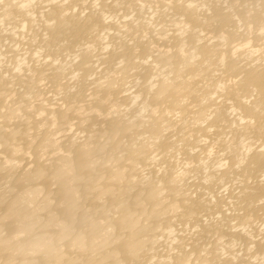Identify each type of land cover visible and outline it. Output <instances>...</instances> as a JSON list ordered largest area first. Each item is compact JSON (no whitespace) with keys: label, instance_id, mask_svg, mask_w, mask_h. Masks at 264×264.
<instances>
[{"label":"bare ground","instance_id":"bare-ground-1","mask_svg":"<svg viewBox=\"0 0 264 264\" xmlns=\"http://www.w3.org/2000/svg\"><path fill=\"white\" fill-rule=\"evenodd\" d=\"M0 264H264V0H0Z\"/></svg>","mask_w":264,"mask_h":264}]
</instances>
